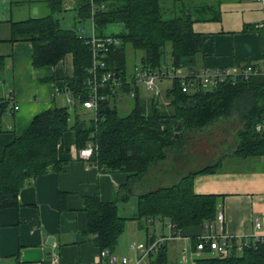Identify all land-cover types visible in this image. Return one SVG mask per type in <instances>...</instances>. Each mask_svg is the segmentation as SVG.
Wrapping results in <instances>:
<instances>
[{
	"label": "trees",
	"instance_id": "1",
	"mask_svg": "<svg viewBox=\"0 0 264 264\" xmlns=\"http://www.w3.org/2000/svg\"><path fill=\"white\" fill-rule=\"evenodd\" d=\"M20 1L13 0L12 5ZM34 1H46L48 12L34 15L31 11L24 14L27 12L24 10L22 15L12 14L7 20L0 16V28L3 24L9 30L0 37V42H32V63L37 68L54 65L72 53L74 72L64 79L72 100L66 101L69 106H53L35 114L28 128L4 147L0 159V210L18 206L19 190L29 178L50 169L54 172L63 169L65 160L58 158V146L64 132L73 130L76 147H85L90 142L96 146L90 162L103 170H122L130 175L116 200L103 201L98 194L84 199L86 233L100 250H113L127 219L119 214L121 203L126 204L134 195L137 209L133 218H166L176 231L192 224L217 221V195L196 194L192 180L200 173L215 171L222 158L188 172H182L177 165L186 160L182 154L185 143L194 140L202 128L208 129L216 121L229 118L233 100L243 95L251 104L236 128L237 146L232 153L243 158L264 157V67L248 63L258 67L259 73L247 78L230 75L213 86L198 83L186 91L181 89V79L172 77L165 79L170 84L159 96L141 94L130 77L136 67L172 64L194 71L200 69L197 56L202 38L193 26L196 21L207 19L203 12L206 10L196 6L194 0H99L104 7L97 8L92 15L89 0H77L76 19L82 21L92 15L96 36L119 38V44L110 46L106 64L125 80L121 92L130 96V88L136 91L126 113H120L114 102L118 92L113 94L105 86L97 90L106 95L97 101L96 109H87L82 102L90 95L88 77L93 57L90 45L75 27L63 28L59 17H55L56 12L66 10L64 0ZM129 48L134 55L140 53L133 62ZM5 58L6 54L0 53V74ZM9 101L0 96V132L10 128L6 116L14 110L8 106ZM230 240L233 248L227 256L215 254L207 244L204 254L193 264H264V235L242 239L240 251L236 238ZM165 263L161 255L155 262Z\"/></svg>",
	"mask_w": 264,
	"mask_h": 264
},
{
	"label": "crops",
	"instance_id": "2",
	"mask_svg": "<svg viewBox=\"0 0 264 264\" xmlns=\"http://www.w3.org/2000/svg\"><path fill=\"white\" fill-rule=\"evenodd\" d=\"M76 1L64 0V8H74ZM0 2L8 4L11 12L13 0ZM45 2L29 5L24 14L30 11L40 14ZM194 4L207 14V19L198 20L193 26L202 38V49L197 56L199 68L230 67L237 71L248 63L264 67V0H194ZM23 11L19 13L22 15ZM3 28L0 37L9 32L7 26ZM32 44L20 40L0 42V53L6 54L0 96L9 98L8 106L14 110L6 116L10 128L0 132V159L7 143L28 128L35 114L49 107L67 105L66 96L58 91L64 87V79L73 75V54L67 53L54 65L37 68L32 63ZM124 95L128 94L122 93L119 100ZM120 105L127 103L123 101ZM63 136L58 146V158L65 160L63 169L58 172L50 169L29 178L19 190L18 206L0 210V264H56L52 262L53 255L58 257L57 264H101L100 247L86 233L84 199L98 194L103 201L116 200L130 175L122 170H103L89 159L80 158L73 130L64 132ZM221 158L215 171L200 173L192 180L196 194L217 195V212L223 214L221 228L215 221L211 228L192 224L176 231L166 218H133L137 209L134 195L126 204L121 203L119 214L127 219L112 252L125 255L129 264H136L137 251L133 249L130 253L129 238L144 232V242H148L166 235L163 245L147 257L145 264H155L159 255L167 264L171 246L177 264H193L204 254L195 255V240L207 231H222L239 243L255 233L264 235V157L243 158L231 153ZM185 247L188 252L181 256Z\"/></svg>",
	"mask_w": 264,
	"mask_h": 264
},
{
	"label": "built area",
	"instance_id": "3",
	"mask_svg": "<svg viewBox=\"0 0 264 264\" xmlns=\"http://www.w3.org/2000/svg\"><path fill=\"white\" fill-rule=\"evenodd\" d=\"M99 0H89L91 5V13L92 15L95 11L100 8L103 9V2ZM65 5L68 6V2H65ZM66 6V7H67ZM92 15L90 20L94 24L92 29L91 36L85 34L83 30L81 37L86 39V42L89 43L91 51L93 53L92 57V67L89 70L90 76L88 77V86L90 90V95L88 99H85L82 102L83 107L89 109H96V104L99 99H103L105 97V93L101 94L98 92V88L105 86L109 88V92L115 94L118 91H121V86L125 83V80L118 74L108 68L105 60V56L108 55L110 51V46L115 44H119L120 40L117 36H96L94 29L95 23L93 22ZM264 27V26H263ZM259 73L258 67H254L251 64L243 65L239 70H232L230 67L226 68H205L200 67L198 71L184 69L183 67H175L172 64H162L158 67L152 68L147 66L136 67L132 70L130 77H132L134 84H141L143 87L147 89L151 94L159 96L162 93L160 87L157 86L159 80L171 79L172 77L181 79V89L183 91L188 90V88L196 86L198 83L203 86H213L216 83L225 81L230 75L232 77H236L238 75L245 76L247 78L251 74ZM58 94H64L66 96V101L70 102L72 98L68 94L65 87H62ZM130 96H135L136 91L133 88H130L129 92ZM260 128V125L257 126V129ZM78 153L80 158L89 159L90 155L96 149V146L93 145L92 142L88 143L85 147L79 148ZM217 223L219 224V228H221V222L223 220V214L219 210L217 212ZM213 224H205L207 228H211ZM255 226L259 229L260 223L258 220L255 221ZM262 235L255 233L254 237L258 238ZM167 239L166 235L161 236L159 238H151L148 242L144 243H132L131 248L137 251L136 254V264H145L147 257L153 252H156L163 245L164 240ZM231 238L227 237L223 234L222 231L220 233L217 232H206L202 235L198 236L195 255H200L204 252L206 245L209 244L210 250L219 256H227L229 250L233 248V242L230 240ZM243 247V244L240 242L238 244L237 250L240 251ZM188 248L185 247L181 250V256L187 254ZM99 257L101 260V264H129V259L123 255L118 256L116 253L112 252L111 249H101L99 252ZM58 257L53 255L52 262L58 263Z\"/></svg>",
	"mask_w": 264,
	"mask_h": 264
},
{
	"label": "rangeland",
	"instance_id": "4",
	"mask_svg": "<svg viewBox=\"0 0 264 264\" xmlns=\"http://www.w3.org/2000/svg\"><path fill=\"white\" fill-rule=\"evenodd\" d=\"M30 4H33V6L37 4L43 5L44 1L43 2H39V1L33 2L32 0L29 2L28 0H21L20 3H16L15 5L11 6L12 12H14L13 13L14 17L19 16V11L22 9L27 11ZM47 10L49 9L47 5H45L44 10H42L40 14L38 15H43L45 12H48ZM10 15H11V12H9V5L8 4L5 5V3L0 2L1 18L2 17L9 18ZM76 15H77V12L74 10V8L66 9V10H63L62 12L58 11L55 13V17L57 18L59 17L60 24H62L63 28L75 27L76 32L78 34L81 35L84 30L86 36L87 35L91 36L92 29L94 27V24L92 23V21L89 19V17L86 18L85 20L79 21V19H76ZM1 26H2L1 31H2L4 29L3 27H6V26L3 24ZM128 50L131 53L130 59L133 62L134 60H136L137 56L140 55V53L137 52V55H134L132 54L131 48H129ZM5 60L6 58L4 59V65H5ZM3 71H2V74H3ZM2 74H0V76H2ZM169 84H170V80H164V81L159 80L157 83V86H159L160 90H162V93H164L165 89L169 86ZM137 86L141 94H144V95L146 93L151 94L149 91H147L145 86L143 87V85L141 84H137ZM118 92L119 93L117 95V98H115L114 102L116 103L117 106H119L121 110L120 113H126L129 111V109L132 106L131 104H132L133 98L132 96L130 97L129 95H124V98H121L119 100V97H122L123 92L121 91H118ZM163 96H160V98L163 99ZM123 101H125L127 105L121 106L120 103ZM250 104H251V101H249V98L246 97L245 95H243L242 97L235 98L233 100V108H231L232 114L229 116V118L226 117V118H223L222 120L216 121L208 129L202 128V130L198 132V135L195 138H193L194 140L192 141L189 140L187 143H185L182 154L185 155L186 160H184L182 164L177 165L178 168H180L182 172H188L190 169L194 170V169L201 168L205 164L206 165L213 164L214 162L217 161L218 157L221 158L224 155H228L234 152L237 146L236 128L239 122H241V116L243 112L247 110ZM67 105L69 106V104ZM128 207L131 208L130 205ZM127 211L128 209H126V212ZM144 237H145L144 232L140 234L136 233V235L129 238L127 242L128 244L130 243V245L132 243H144L145 241ZM171 248L172 246L170 247V250ZM170 250L168 251L169 261L167 264H177L175 262V258L172 257V251ZM132 251L134 250L132 249L130 253H132Z\"/></svg>",
	"mask_w": 264,
	"mask_h": 264
},
{
	"label": "water",
	"instance_id": "5",
	"mask_svg": "<svg viewBox=\"0 0 264 264\" xmlns=\"http://www.w3.org/2000/svg\"><path fill=\"white\" fill-rule=\"evenodd\" d=\"M177 136H179V135L177 134ZM53 238H54V237L52 236V237L49 238V240H52Z\"/></svg>",
	"mask_w": 264,
	"mask_h": 264
}]
</instances>
